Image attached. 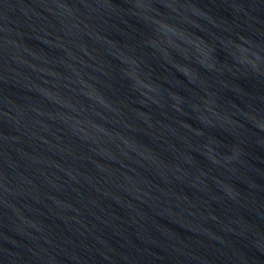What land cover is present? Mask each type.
Segmentation results:
<instances>
[{"label": "water", "instance_id": "95a60500", "mask_svg": "<svg viewBox=\"0 0 264 264\" xmlns=\"http://www.w3.org/2000/svg\"><path fill=\"white\" fill-rule=\"evenodd\" d=\"M0 264H264V0H0Z\"/></svg>", "mask_w": 264, "mask_h": 264}]
</instances>
